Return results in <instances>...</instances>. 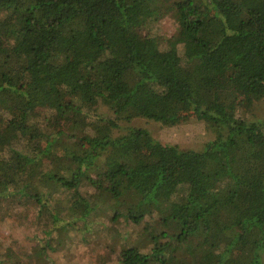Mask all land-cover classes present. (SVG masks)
I'll return each instance as SVG.
<instances>
[{"label": "trees", "instance_id": "trees-1", "mask_svg": "<svg viewBox=\"0 0 264 264\" xmlns=\"http://www.w3.org/2000/svg\"><path fill=\"white\" fill-rule=\"evenodd\" d=\"M165 16L166 45L149 29ZM263 99L264 0H0V200L31 199L57 227L72 223L57 193L84 218L100 206L88 188L132 223L167 214L169 240L120 264H264V117L246 114ZM188 112L214 127L201 150L113 134Z\"/></svg>", "mask_w": 264, "mask_h": 264}, {"label": "rangeland", "instance_id": "rangeland-1", "mask_svg": "<svg viewBox=\"0 0 264 264\" xmlns=\"http://www.w3.org/2000/svg\"><path fill=\"white\" fill-rule=\"evenodd\" d=\"M149 29L165 43L174 34L176 24L172 17L165 16L153 21ZM91 109L93 113L110 115L108 106L101 103L94 102ZM247 112L249 117L263 118L264 99L256 102ZM118 125L113 130L114 135L124 133L129 127H142L148 129L156 140L183 149L201 150L206 142L215 137L214 127L193 112L180 113L173 125L145 117L120 121ZM85 192L100 206L84 218L79 216V207L72 202V193H57L52 201L56 212L72 222L58 227L33 200L2 198L0 264H120L118 255L125 247L136 246L152 253L169 240L159 236L164 230L173 231V225L166 219L167 214L155 217L154 213L141 223H132L115 213V210L124 213L127 209L125 203L128 202H118L94 188ZM173 249L167 252L171 254ZM151 264L160 262L152 257Z\"/></svg>", "mask_w": 264, "mask_h": 264}]
</instances>
